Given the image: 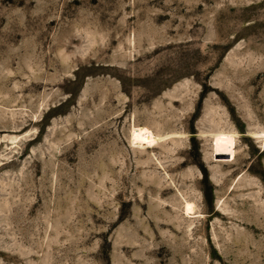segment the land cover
I'll list each match as a JSON object with an SVG mask.
<instances>
[{"label": "rangeland", "instance_id": "374dc122", "mask_svg": "<svg viewBox=\"0 0 264 264\" xmlns=\"http://www.w3.org/2000/svg\"><path fill=\"white\" fill-rule=\"evenodd\" d=\"M0 264H264V0H0Z\"/></svg>", "mask_w": 264, "mask_h": 264}, {"label": "bare ground", "instance_id": "6f19581e", "mask_svg": "<svg viewBox=\"0 0 264 264\" xmlns=\"http://www.w3.org/2000/svg\"><path fill=\"white\" fill-rule=\"evenodd\" d=\"M131 141L136 146H148L151 142V139L145 131L140 130L139 134H132Z\"/></svg>", "mask_w": 264, "mask_h": 264}]
</instances>
